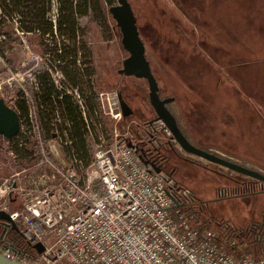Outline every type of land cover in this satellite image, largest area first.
<instances>
[{
	"label": "rangeland",
	"instance_id": "obj_1",
	"mask_svg": "<svg viewBox=\"0 0 264 264\" xmlns=\"http://www.w3.org/2000/svg\"><path fill=\"white\" fill-rule=\"evenodd\" d=\"M77 1L74 0L75 3ZM55 2L60 15V0ZM129 2L137 17L160 95L162 98H175L168 108L176 116L189 141L201 149L220 152L241 165L264 172V150L258 148H264V123L261 130L260 125L244 117L246 112L254 114L247 102L257 113L264 115V65H259L260 61L264 63V0ZM50 15H53L52 9L48 17ZM58 19L59 16L57 22ZM77 22L82 31L81 41L92 52L91 62L89 55L78 54L85 79L91 78L98 93H121L133 110L131 116L119 123L105 116L109 128L118 125L122 132L129 130L135 140L139 135L141 140H147V132L156 129L152 123L156 114L149 102L147 82L118 73L128 53L122 46L116 22L113 18L110 20L112 34L94 15L78 16ZM16 29L21 31L19 23L14 24L12 41L5 47L15 67L9 70L7 64L0 63L2 80L9 77L10 71L20 75L27 72L34 66L37 56L46 60V55L42 54V42L47 45L45 48L48 51L55 46H63L64 41L66 45L72 44L59 34L42 39L39 33L23 37ZM50 56L52 67L57 60L54 53ZM91 69L92 76L89 77ZM4 70L8 73L4 74ZM64 82L69 85L66 80ZM24 84L23 79L18 77L12 88H4L6 101L13 107ZM123 90L128 91L130 97ZM84 91L89 92L87 86ZM241 112L242 124L239 125ZM42 119L45 124L50 122L51 117L42 116ZM44 124L43 128L48 131ZM254 128H258L260 134ZM95 132L100 134L98 128ZM252 135L256 138L249 137ZM152 136L157 139L153 141L150 138L146 145L137 141L134 144L139 145L144 155L145 147L154 150L157 141L162 142L163 145H158L154 153L162 168L172 172L181 186L192 191L190 208L200 219L213 223L226 222L236 229L257 225L264 212V192L254 191L262 189L264 184L261 181H249L241 174L189 155L178 144L166 145L169 140L165 139L162 131L156 135L152 133ZM31 152L33 146L13 167L19 169L33 164L36 155H31ZM7 164L0 158V176L11 172L10 164Z\"/></svg>",
	"mask_w": 264,
	"mask_h": 264
},
{
	"label": "built area",
	"instance_id": "obj_2",
	"mask_svg": "<svg viewBox=\"0 0 264 264\" xmlns=\"http://www.w3.org/2000/svg\"><path fill=\"white\" fill-rule=\"evenodd\" d=\"M57 7L51 0L49 18L55 35ZM51 49L61 54L63 47ZM51 49L44 54L46 60L37 56L22 75L10 71L2 80L0 68V98L6 101L4 88H12L18 77L38 90L35 74L47 70L81 112L91 162L86 165L72 148L70 125L60 126L59 110L53 114L50 131L43 128L37 99L22 85L19 92L28 102L27 119L20 120L19 133L7 139L11 172L0 176V213L9 216L8 221L1 220L7 226L0 225V254L21 264H264V259L233 251L238 238L228 223L216 228L198 225L199 215L185 211L193 203L192 191L171 173L147 163L129 130L122 132L118 125L109 128L105 116L116 123L123 120L118 93H98L95 87L93 93L82 92L67 85L61 61L50 65ZM0 63L6 65L1 55ZM154 124L168 143L177 145L163 121ZM35 143L41 160L14 168Z\"/></svg>",
	"mask_w": 264,
	"mask_h": 264
},
{
	"label": "trees",
	"instance_id": "obj_3",
	"mask_svg": "<svg viewBox=\"0 0 264 264\" xmlns=\"http://www.w3.org/2000/svg\"><path fill=\"white\" fill-rule=\"evenodd\" d=\"M116 1L78 0L75 3L74 0H60L57 32L64 40L67 38L72 44L66 45L64 41L63 46L61 45L63 47L61 54L55 52L54 49H51V51L56 55V60L61 61L60 70L63 72L69 85L71 87H79L82 92H85L84 89L87 86L88 91L93 93L94 82L91 78L85 79V70L81 65H78V60L81 61V57H78V54H82V52L85 57L89 55L90 62L92 60L90 48L80 38L82 31L77 22L78 16L94 15L102 27L108 32H111L110 20H112V16L109 13V8L115 5ZM50 8L51 0H0V55L9 67V70H13L15 65L13 60L7 56L5 47L12 41L14 24L19 23L21 31L25 33H33V35L39 33L41 39L45 36L54 35L53 23L48 17ZM41 45L44 46L42 54L48 53V50L45 48L47 45L43 42ZM70 45L73 47H70ZM90 71L89 77L92 76V69ZM5 73L7 74L8 72L5 71ZM35 80L38 84V90L35 89L29 80L26 81L25 88L31 96L37 99L41 125L43 126L44 124L42 116L51 117L50 122L44 124L47 126L48 131H50L53 114L56 113V110H59L63 118L60 126L63 128L67 123L70 125L68 135L69 140L72 141V148L84 160L86 165L90 164L91 159L88 154L85 139L86 124L78 106L74 103L70 95L58 89L51 74L47 70L37 72L35 74ZM6 103L12 106L8 101ZM12 108L19 112L21 122L27 119L28 102L22 92H18L16 106H12ZM123 119L126 118L123 117ZM6 142L7 139L0 135V158L8 162L9 147L6 145ZM33 154L37 158L34 164H37L41 160V150L37 143L33 145ZM169 173L174 176L172 172ZM247 179L253 181L251 178L247 177ZM260 192H264V186L260 191H254V193ZM190 210L192 209L188 208L185 211ZM261 215V219L254 227H250L249 229H236L232 227L234 234L238 238V245L233 249L237 255H247L256 259H264V212ZM222 223H213L208 219L201 218L198 225L216 228Z\"/></svg>",
	"mask_w": 264,
	"mask_h": 264
},
{
	"label": "water",
	"instance_id": "obj_4",
	"mask_svg": "<svg viewBox=\"0 0 264 264\" xmlns=\"http://www.w3.org/2000/svg\"><path fill=\"white\" fill-rule=\"evenodd\" d=\"M109 13L116 22L121 33V43L128 57L123 60V67L118 71L120 75L133 76L138 79H146L149 88V102L153 107L156 120H161L171 132L175 142L187 154L200 157L210 163H214L228 170L234 171L243 176L261 181L264 184V172L246 167L229 159L221 157L212 151L201 149L192 144L182 131L176 116L169 110L168 105L175 101L174 97L162 98L160 87L154 76L150 62L146 56V46L143 42L138 20L129 0H117V4L109 8ZM123 117H129L133 110L123 99L121 93L118 94ZM20 116L18 112L9 106L3 98H0V135L6 139H12L20 131ZM1 220H9L6 213H0V225H6ZM13 229H16L13 226ZM40 251L43 249L37 246ZM0 264H21L10 260L0 254Z\"/></svg>",
	"mask_w": 264,
	"mask_h": 264
},
{
	"label": "crops",
	"instance_id": "obj_5",
	"mask_svg": "<svg viewBox=\"0 0 264 264\" xmlns=\"http://www.w3.org/2000/svg\"><path fill=\"white\" fill-rule=\"evenodd\" d=\"M256 62H259V61H257L256 60ZM260 64L259 65H264V63L262 64L261 63V61L259 62ZM259 65H257V66H259ZM235 81V80H234ZM224 82H225V79H224ZM237 82H238V79L234 82V85H236L237 84ZM247 105L249 106V108L250 109H252L253 111H254V114L253 115H250V113H247L246 112V116H244V117H248L249 118V121L251 122V123H254V122H256L258 125H260V128H261V130H263V128L261 127V124L262 123H264V115H263V113L262 112H259V113H257L256 111H255V109L252 107L253 105H249V103L247 102ZM234 115H236V113L234 114ZM240 116H241V118H239V123L237 122V124H242V117H243V114H242V112L240 113ZM254 116V117H253ZM245 119V118H244ZM254 131L256 132V133H259L260 134V132L261 131H259V129L258 128H254ZM152 133L153 134H155L156 132H154V131H148L147 132V140H141V136L139 135V138L137 139V140H135V141H137V142H141V143H144L145 145L148 143V141H149V139L151 138V140H153V141H155V138L152 136ZM249 137H251V138H256V136L255 135H252V136H249ZM188 138V137H187ZM189 139V138H188ZM166 143V145L168 144V142L166 141L165 142ZM244 144V143H243ZM246 144V143H245ZM253 145H255V146H257L256 144H254V143H252ZM158 145H163L162 143H159L158 141H157V144H155L154 145V150H155V148L156 147H158ZM139 145L138 144H136V148H137V151H138V153L144 158V160L147 162V163H151L156 169H163L162 168V165H161V163H160V161L158 160V158L156 157V155H155V153H154V150L153 149H151V147H149V148H144V155H143V153L141 152V150L139 149V147H138ZM250 147H253V146H250ZM258 147V146H257ZM258 148H260L262 151L264 150V148L263 147H258Z\"/></svg>",
	"mask_w": 264,
	"mask_h": 264
},
{
	"label": "flooded vegetation",
	"instance_id": "obj_6",
	"mask_svg": "<svg viewBox=\"0 0 264 264\" xmlns=\"http://www.w3.org/2000/svg\"><path fill=\"white\" fill-rule=\"evenodd\" d=\"M146 56H147V54H146ZM127 58V57H126ZM147 59H148V57H147ZM149 61V60H148ZM150 62V61H149ZM150 66H151V62H150ZM122 67H123V63H122ZM121 69V68H120ZM119 69V70H120ZM151 69H152V66H151ZM152 72H153V70H152ZM154 74V73H153ZM122 76H126V75H122ZM129 77H133V76H129ZM142 80H145L146 82H147V80L146 79H142ZM147 84H148V82H147ZM123 91H125L124 93H127L126 95H127V97L129 96L130 97V95H129V93H128V91H126V90H123ZM148 96H149V94H148ZM156 118V117H155ZM182 129V128H181ZM183 131V130H182ZM184 132V131H183Z\"/></svg>",
	"mask_w": 264,
	"mask_h": 264
}]
</instances>
